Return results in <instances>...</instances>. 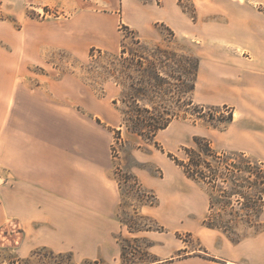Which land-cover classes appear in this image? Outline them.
Masks as SVG:
<instances>
[{"label":"rangeland","instance_id":"rangeland-1","mask_svg":"<svg viewBox=\"0 0 264 264\" xmlns=\"http://www.w3.org/2000/svg\"><path fill=\"white\" fill-rule=\"evenodd\" d=\"M196 1L178 0L181 9L193 20ZM120 6L122 1L110 0H0V64L6 67L3 77L8 82L12 80L16 94L47 100L48 108L54 112L50 122L60 141L76 146L79 135L84 133L87 149H94L107 159L118 187L111 241L117 242L116 249L123 247L126 259L175 264L191 256H206L220 262L204 251L201 235L207 233L203 237L209 244L219 239L225 242L227 237L215 229L205 232L209 228L203 222L218 216L227 220L228 216L219 210L221 203L209 207L207 188L187 178L169 156L185 159L182 149H196L193 139L199 137L206 139L217 153H240L259 161L252 154L230 150L228 144L232 141L228 138L217 136L213 140L203 135L207 131L217 135L226 131L234 120V111L226 105L202 104L196 100L194 90L190 91L193 62L197 60L193 55L196 44L175 39L173 32L159 24L154 26L153 37L141 39L129 28L125 8L120 16ZM74 22L86 34L79 49L73 52L62 47L60 37L63 32H70L68 26ZM152 71L158 76L155 89L145 82ZM140 79L145 97L138 99V106L160 115L173 114L170 128L156 136L158 147L130 132L121 120V110L130 117L138 110L130 100L127 103L126 95L133 93L129 85ZM261 166L264 171V164ZM126 175L132 179H126ZM215 186L213 193L219 200H222L217 192L220 187L232 188L221 181ZM239 208L234 197L231 209ZM260 222L263 230L259 232L237 225L230 235L239 236V242L247 238L250 252L259 248L263 256L264 207ZM18 238L19 232L13 226L0 229L3 264L30 256L31 253L23 258L17 255ZM154 244L161 245L158 256L150 252ZM232 244L237 243L229 240V248L218 255L236 257L237 253L230 250ZM64 253H71L76 264L84 261L106 264L101 258H85V253L77 249ZM110 264H121V252Z\"/></svg>","mask_w":264,"mask_h":264},{"label":"crops","instance_id":"crops-1","mask_svg":"<svg viewBox=\"0 0 264 264\" xmlns=\"http://www.w3.org/2000/svg\"><path fill=\"white\" fill-rule=\"evenodd\" d=\"M110 1H122L120 16L125 8L129 28L141 39L153 37L159 24L175 39L196 44V100L234 111L226 131L203 135L228 138L230 150L252 154L264 164V0H197L195 21L178 0ZM68 27L70 32L60 37L62 47L74 52L86 31L77 22ZM5 71L0 64V229L13 226L19 232L21 258L46 247L55 253L77 249L85 258L115 262L121 252L111 241L118 187L109 162L87 149L84 133L76 146L60 141L47 100L16 94ZM205 235L204 251L220 262L191 256L175 264H264V254L259 248L250 252L247 238L230 245L236 257L223 258L218 253L229 248V240L209 244ZM159 247L154 244L150 252L158 256Z\"/></svg>","mask_w":264,"mask_h":264},{"label":"trees","instance_id":"trees-1","mask_svg":"<svg viewBox=\"0 0 264 264\" xmlns=\"http://www.w3.org/2000/svg\"><path fill=\"white\" fill-rule=\"evenodd\" d=\"M92 52L93 49H91V53ZM98 52L100 53V51ZM148 63L153 64L151 62ZM197 67L198 63L197 60H195L193 62V70L191 73L193 77V84L190 88L191 92H193L195 86ZM150 69L153 70L152 67H150ZM157 77L158 76L155 72H149V76L146 78L147 80L145 79L146 84H150L148 87L155 89ZM141 81L142 80L140 79L136 84L131 83L129 88L133 90V93L126 95L129 98L127 99V103L128 100H130V103L134 106V108H138L136 114L133 115V117H130L127 112L121 110V120L130 132L137 135L145 142L153 143L155 147H158L157 142L155 141L156 136L160 131L167 129L173 121V114L166 113L165 115H160L138 106V99L145 97V89L142 86ZM115 82L118 83L117 81ZM126 96H123V100ZM113 103L116 104L115 101H113ZM195 108L197 107L194 106V109ZM196 113H198V111H196ZM193 141L197 146L196 149H182L186 155L185 159L180 160L173 156L169 157L183 170L187 178L201 183L207 188L209 193V207H213V203H215V205L217 203H221L219 210H222L221 212L228 216L227 220L221 219L220 216H218L217 219L211 220L206 218L203 225L209 229L222 231L233 243H238L241 240L240 237L234 233L233 236L232 234L230 235V231L237 225L248 229H254V232L263 230V227H261L263 224L260 222V217L264 207V171L261 168V164L251 160L244 154L217 153L211 147V144L204 138L195 137ZM227 155L235 157L229 158ZM213 163H216L217 167H221L223 169L214 167ZM126 179H132V177L130 175H126ZM220 181L232 186L231 189L224 190L220 187V189L217 190V192L221 193L220 198L222 200H219V197L215 198L213 193L216 188V183ZM151 196L154 199V196ZM234 197L237 198L238 204L240 205L239 209H231L232 199ZM213 200L215 201L213 202ZM149 204L152 205L153 202H150ZM229 208L230 210H228ZM125 256L124 249L121 247V264L155 263V260L148 262L142 258H134V252H131V256L134 258L132 260L126 259ZM41 258L46 260L45 263L42 262ZM201 258L212 260L206 256ZM36 259L38 261L41 260L44 264H76L73 262V256L71 253H54L46 247L34 249L29 257L25 259H16L12 262H8V264H42L41 262L35 263L34 260ZM0 264H3V261H0ZM83 264H100V261H84Z\"/></svg>","mask_w":264,"mask_h":264}]
</instances>
